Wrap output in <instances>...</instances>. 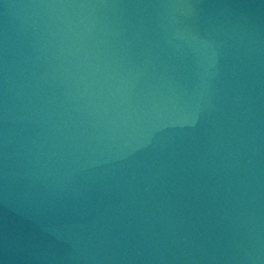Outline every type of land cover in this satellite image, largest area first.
Segmentation results:
<instances>
[{"label": "water", "instance_id": "obj_1", "mask_svg": "<svg viewBox=\"0 0 264 264\" xmlns=\"http://www.w3.org/2000/svg\"><path fill=\"white\" fill-rule=\"evenodd\" d=\"M0 264H264V0H0Z\"/></svg>", "mask_w": 264, "mask_h": 264}]
</instances>
